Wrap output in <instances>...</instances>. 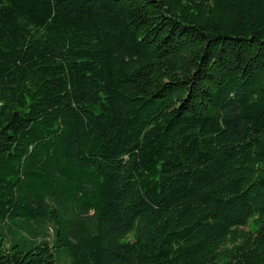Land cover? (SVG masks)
<instances>
[{"label":"trees","instance_id":"16d2710c","mask_svg":"<svg viewBox=\"0 0 264 264\" xmlns=\"http://www.w3.org/2000/svg\"><path fill=\"white\" fill-rule=\"evenodd\" d=\"M264 264V0H0V264Z\"/></svg>","mask_w":264,"mask_h":264},{"label":"rangeland","instance_id":"374dc122","mask_svg":"<svg viewBox=\"0 0 264 264\" xmlns=\"http://www.w3.org/2000/svg\"><path fill=\"white\" fill-rule=\"evenodd\" d=\"M57 262H59V264H69L67 261H65L64 257L58 259Z\"/></svg>","mask_w":264,"mask_h":264}]
</instances>
